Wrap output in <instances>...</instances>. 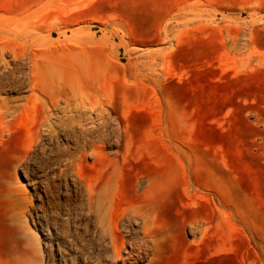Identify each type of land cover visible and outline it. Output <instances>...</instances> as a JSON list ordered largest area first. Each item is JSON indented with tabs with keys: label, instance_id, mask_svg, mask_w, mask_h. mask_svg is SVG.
Wrapping results in <instances>:
<instances>
[{
	"label": "rangeland",
	"instance_id": "rangeland-1",
	"mask_svg": "<svg viewBox=\"0 0 264 264\" xmlns=\"http://www.w3.org/2000/svg\"><path fill=\"white\" fill-rule=\"evenodd\" d=\"M19 261L264 264V0H0Z\"/></svg>",
	"mask_w": 264,
	"mask_h": 264
},
{
	"label": "bare ground",
	"instance_id": "bare-ground-1",
	"mask_svg": "<svg viewBox=\"0 0 264 264\" xmlns=\"http://www.w3.org/2000/svg\"><path fill=\"white\" fill-rule=\"evenodd\" d=\"M114 210H115V207H113V206H106L105 205V209H104V211H103V213H101V215H100V217L102 218V219H104V216H105V213L106 212H114ZM116 212H117V210H115ZM110 217H112V216H110ZM101 222V221H100ZM114 226H115V224H114ZM113 226V227H114ZM118 226V225H117ZM115 229V228H114ZM116 230V229H115ZM113 251H114V256L117 258L118 257V250H117V248L116 247H114V249H113ZM116 253V254H115ZM113 256V255H112ZM17 264H30L28 261H24V262H21V261H19Z\"/></svg>",
	"mask_w": 264,
	"mask_h": 264
}]
</instances>
